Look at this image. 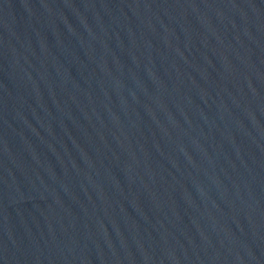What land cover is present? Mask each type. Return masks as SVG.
<instances>
[{
	"label": "water",
	"instance_id": "1",
	"mask_svg": "<svg viewBox=\"0 0 264 264\" xmlns=\"http://www.w3.org/2000/svg\"><path fill=\"white\" fill-rule=\"evenodd\" d=\"M0 264H264V0H0Z\"/></svg>",
	"mask_w": 264,
	"mask_h": 264
}]
</instances>
